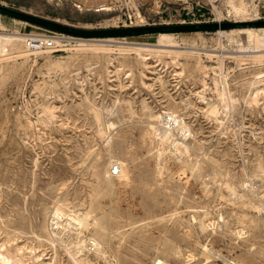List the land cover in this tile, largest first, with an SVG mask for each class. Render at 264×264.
<instances>
[{
  "label": "rangeland",
  "instance_id": "1",
  "mask_svg": "<svg viewBox=\"0 0 264 264\" xmlns=\"http://www.w3.org/2000/svg\"><path fill=\"white\" fill-rule=\"evenodd\" d=\"M101 1L103 2L99 5L95 3L93 6H87L83 0H0V5L80 29H112L264 20V0ZM237 4L240 5L238 8ZM14 23L18 26H15L16 24ZM252 29L256 30L257 33L264 32L263 28ZM0 31L9 34L19 32L21 34L46 35L55 38L60 44L58 50H45L36 54L30 52L26 48L25 39H21L18 44L20 46L19 50H28L26 51L28 55L16 56V54H9L3 60H0V217L4 220L5 225L18 228V233H15L14 229L10 228L9 230L8 228L9 232L12 230L10 232L12 234L10 235L9 244L6 246V248L11 249H14V246L20 247L18 250L20 254H18L17 259L28 264H39L40 262V264L43 262V264H46L51 258L54 259L53 264H75L70 261L68 254L64 252L66 241L67 243L76 242L74 236H67L68 232L65 233L60 227L61 230L59 229L56 237L61 239L56 241L55 249H52L50 242L46 239L47 231H45L44 227L48 225L50 211L57 202L69 203L76 210L83 211L89 202L87 199L90 200V192L92 193L98 182L95 175L96 172L101 170L103 163L108 162L107 160H111L109 168L112 166L118 167V161L121 159L131 171L130 186H125L123 184L124 180L119 179L118 175L114 176V187L112 190L108 194L102 190L95 203V205L100 207L98 219L101 220L103 217L101 221L111 231L109 247L106 246L110 255L114 253L119 255L121 260H125L124 262L121 261L123 264H154L155 259L164 260L168 264H192V262L193 264H229L223 257L230 260L235 259V261L242 264H264V257H262L264 256V45H260L256 38H250L248 32L244 29H230L215 32L151 33L121 38L89 39L84 44L94 47L86 46L88 48H83L81 51L77 47L80 39L74 37L66 39L64 38L65 35L1 14ZM162 34H170V41H163L165 37ZM95 47L96 49H93ZM255 47L259 48L255 49ZM93 56L95 57L93 58ZM142 58L145 59L143 60ZM63 62L66 66L63 65ZM254 83L256 84L254 85ZM172 102L176 107L171 104ZM126 106H128V109ZM119 107L124 109L121 110ZM148 107L150 110H148ZM172 107L187 127L188 133L185 138L182 135L184 134L183 132H178L176 125L169 126L170 129L172 128L170 136L172 138L168 141V143L170 142L167 145L169 148L165 147L167 152H163L159 150V146L150 145L149 140H145L146 143H144L142 136L153 125L158 127L156 133L159 134H162L163 129H169L168 123H166L168 117L164 119L165 121L156 124L150 116L154 113H156L154 115L169 113L173 111ZM211 107L214 108L211 109ZM104 109H108L107 113ZM119 110L121 111L119 112ZM114 113L118 114L114 116ZM96 114L99 117L102 116V118L104 116V119L101 118V125L95 120ZM122 118L124 119L122 120ZM92 119L96 122H93ZM109 122L115 124L112 125L113 128L111 127V130L114 129V131H107L108 134L110 133L109 136L107 134L109 137L107 138L99 130L104 131L105 126L107 128ZM139 124L140 126H138ZM110 139L109 146L108 140ZM172 142L173 144L180 142V145L182 143L184 145L182 147L183 150L176 151ZM145 145L149 146L146 147ZM119 146L127 147L132 154V159L125 156L126 154L118 149ZM86 147L89 148L86 149ZM111 147L114 153L109 155L108 152ZM152 147L156 148L155 151L152 150ZM192 150L194 153L197 152L193 154ZM175 152H179V154ZM157 156L160 158L163 170H165H162L160 180L157 179L155 182H150V176L153 174L152 171L156 163L154 160H157ZM175 156H177L176 159ZM186 157L191 161L190 163L186 160ZM112 159L116 160V162H112ZM196 159L197 161H195ZM192 160L194 161L192 162ZM181 162L184 163L182 164ZM256 164L260 165L262 169L260 168L261 170L259 169L258 171ZM143 166L144 168H141ZM248 169L252 171L249 172ZM198 171L200 172L198 173ZM136 176L138 180L135 179ZM132 178L135 180H132ZM116 184H119L117 188ZM231 184L233 188L235 187L234 189ZM146 188L151 189V196L149 197L145 193ZM242 188L247 190L244 191ZM243 191L247 195L242 200L240 196ZM171 192L174 194L170 195L172 194ZM60 193L62 194L59 195ZM152 196L157 197V200H153ZM223 196L224 198H222ZM123 197L126 198L124 199ZM250 197L253 201L250 200ZM48 199L49 201H47ZM110 200H112V203ZM169 200L170 202H168ZM178 201L180 202L178 203ZM241 202L244 207H242ZM152 203L155 207H152ZM117 204L118 207H115ZM251 204L257 207V210L256 208L253 209ZM261 205L262 207H260ZM10 209L14 210L11 211ZM109 209L111 210L109 211ZM258 211L259 213H257ZM179 212L181 213L177 215ZM195 212H199V214L194 215ZM21 213L23 214L21 215ZM129 213L131 214L129 215ZM101 214H105V216ZM244 214L247 217L250 215L251 219L259 223L257 238L254 239L257 245L255 252H260L257 253L259 254L258 256L253 255L252 257V254L246 251V244L236 238L231 232V230L233 231L240 226L237 223L234 224L232 222L233 219ZM222 216L226 220L231 221V230L227 229L228 231H226L224 227H220L222 225L220 217ZM168 217L171 220L174 218L173 222L171 220L168 221ZM187 219L189 220L187 221ZM204 221L206 224L215 223V229L202 230L199 226ZM45 222L46 225L44 224ZM112 222L113 224H111ZM156 222L158 224L155 225ZM186 222H189V224ZM16 223L17 225H14ZM185 223L191 228H188ZM35 226H39V228ZM54 228L56 227L54 226ZM48 229L51 231L50 227ZM0 231L1 244L4 243L5 233L3 230ZM83 234L89 236L91 233L85 231ZM258 234L261 235L259 236ZM232 235L233 238L231 240L229 238ZM178 236L180 237L178 238ZM142 238L144 241L141 240ZM148 239L150 240L147 241ZM136 240L138 241L136 242ZM46 241L48 242L46 243ZM167 241L172 242L171 245H166L168 247L165 246L168 243ZM193 244L195 245L193 246ZM163 247L166 248L164 249ZM204 247L211 252L206 253ZM220 249L222 250L221 252ZM238 255L240 257L244 256L240 258ZM90 256L93 264H108L107 260L102 258L103 256L94 258L95 254L91 252ZM241 259H244V261Z\"/></svg>",
  "mask_w": 264,
  "mask_h": 264
},
{
  "label": "bare ground",
  "instance_id": "2",
  "mask_svg": "<svg viewBox=\"0 0 264 264\" xmlns=\"http://www.w3.org/2000/svg\"><path fill=\"white\" fill-rule=\"evenodd\" d=\"M84 2H86V4H87V6H93L95 3H96V5L98 4H101L103 1H101L100 0V2H98L97 0H83ZM232 2V1H231ZM243 2V1H242ZM235 4V3H234ZM236 5V4H235ZM238 6H240V5H238L237 4V8H238ZM243 7V6H242ZM245 7V6H244ZM246 8H248V7H246ZM245 9V8H244ZM234 10V9H233ZM244 11V10H243ZM245 11H246V9H245ZM240 14V13H239ZM242 15V14H241ZM264 29V28H263ZM238 30V29H237ZM245 31H247L248 32V34H249V37L250 38H256V40H257V42L260 44V45H264V32L263 33H257L256 32V30H254V29H252V28H248V29H244ZM258 30V29H257ZM261 30V29H260ZM233 31V30H232ZM241 32V31H240ZM239 33V32H238ZM59 34V33H58ZM32 35H36V34H32ZM63 35V34H62ZM170 34H162V36L163 37H165V39L163 40V41H170V36H169ZM43 36H46V35H43ZM71 36H64V38H66V39H72V38H70ZM26 38V35L25 34H21V33H19V32H16V33H12V34H9V33H2L1 31H0V60L2 59H4V57H6V56H8L9 54H16V56H18V55H24V56H27L28 54H27V52L26 51H28V50H26V51H20L19 49V41L21 40V39H25ZM76 39H80L78 42H80L78 45H77V47H79V50H83V48H88V47H94V46H88L87 44H84L85 42H87V41H89V39L87 40V39H81V38H76ZM90 40H93V39H90ZM236 40V39H235ZM251 40V39H250ZM77 41V40H76ZM232 41V40H231ZM97 42V41H96ZM236 42H237V40H236ZM253 42H254V40H253ZM239 43V42H238ZM237 43V44H238ZM21 44V43H20ZM236 44V43H235ZM21 45H23V44H21ZM60 45V44H59ZM92 45H93V43H92ZM95 45V44H94ZM100 45V44H99ZM86 46H88V47H86ZM240 47V46H239ZM27 48V47H26ZM244 48V47H243ZM259 48V47H258ZM257 47H255V49H258ZM78 49V48H77ZM93 49H96V47L95 48H93ZM241 49V48H240ZM261 49V48H260ZM81 50V51H82ZM102 50V49H101ZM100 50V51H101ZM104 50V49H103ZM106 50V49H105ZM264 50V49H263ZM11 52V53H10ZM37 53H41V52H37ZM36 53V54H37ZM78 53V52H77ZM77 53H76V55H77ZM83 53V52H82ZM256 53V52H255ZM84 55H85V53H83ZM86 54H87V52H86ZM73 55V54H72ZM80 55V54H79ZM141 55H142V53H141ZM83 56V55H82ZM92 56V55H91ZM109 56V55H108ZM258 56V55H257ZM13 57V56H12ZM95 56H93V58H94ZM139 57V56H138ZM145 57V56H144ZM262 57V56H261ZM8 58V57H7ZM22 58V57H21ZM74 58H75V55H74ZM141 58V57H140ZM146 58V57H145ZM144 58V59H145ZM92 59V58H91ZM95 59H97V58H95ZM100 59H101V57H100ZM143 59V58H142ZM143 59V60H144ZM258 59V58H257ZM70 60V59H69ZM68 60V61H69ZM104 60V59H103ZM112 60V59H111ZM138 60V59H137ZM6 61V60H5ZM46 61V60H45ZM48 61V60H47ZM49 62V61H48ZM57 62H59V61H57ZM111 62V61H110ZM146 62V61H145ZM144 62V63H145ZM70 63V62H69ZM102 63V62H101ZM135 63V62H134ZM56 64V63H55ZM73 64V63H72ZM107 64V63H106ZM147 64V63H146ZM13 65V64H12ZM63 65H65L64 64V62H63ZM141 65V64H140ZM144 65V64H143ZM142 65V66H143ZM15 66V65H14ZM57 66V65H56ZM60 66V65H59ZM66 66V65H65ZM139 66V65H138ZM68 67H69V65H68ZM71 67V66H70ZM144 67V66H143ZM15 68V67H14ZM2 69V68H1ZM138 69V68H137ZM198 69V68H197ZM6 70H8V69H6ZM12 70V69H11ZM199 70V69H198ZM1 71V70H0ZM10 72H12V71H10ZM10 72H8V73H10ZM142 72V71H141ZM5 73V72H4ZM16 73V72H15ZM18 73V72H17ZM143 73H144V70H143ZM4 76V75H3ZM5 76H6V74H5ZM4 76V77H5ZM2 77V76H1ZM79 79V78H78ZM143 79V78H142ZM257 79V78H256ZM261 79H262V77H261ZM72 80V79H71ZM158 80V79H157ZM165 80V79H164ZM163 80V81H164ZM162 81V82H163ZM259 81V80H258ZM157 82H159V81H157ZM160 83V82H159ZM145 84V83H144ZM256 83H254V85H255ZM258 84V83H257ZM146 85V84H145ZM161 87V86H160ZM165 87V86H164ZM162 88V87H161ZM83 92V91H82ZM169 95V94H168ZM169 97H170V95H169ZM171 98H172V96H171ZM82 99V98H81ZM83 102H85V101H83ZM82 104V103H81ZM90 104V103H89ZM129 104V103H128ZM171 104H173V106H175L174 105V103L172 102ZM118 105H120V104H118ZM146 105V104H145ZM170 105V104H169ZM86 106V105H85ZM93 106V105H92ZM96 106V105H95ZM130 106V105H129ZM142 106H144L143 104H142ZM80 107V106H79ZM87 107V106H86ZM97 107V106H96ZM114 107V106H113ZM127 107V109H128V106H126ZM146 107V106H145ZM171 107V106H170ZM176 107V106H175ZM109 108V107H108ZM120 109H121V107H119ZM118 108V109H119ZM149 108V107H148ZM147 108V109H148ZM152 108V107H151ZM169 108V107H168ZM173 108V107H172ZM214 108V107H213ZM212 107H211V109H213ZM86 109V108H85ZM88 109V108H87ZM93 109V108H92ZM115 109V108H114ZM124 109V108H123ZM123 109H121V110H123ZM97 110V109H96ZM100 110V109H99ZM101 110H103V108H101ZM104 110H106V109H104ZM108 110V109H107ZM107 110H106V113H107ZM121 110H119V112L121 111ZM132 110V109H131ZM148 110H150V108L148 109ZM179 110V109H178ZM112 111V110H111ZM135 111V110H134ZM133 111V112H134ZM145 111V110H144ZM170 111V110H169ZM86 112H87V110H86ZM103 112V111H102ZM108 112H110V111H108ZM114 112V111H113ZM117 112V111H116ZM124 112V111H123ZM147 112V111H146ZM177 112V111H176ZM217 112V111H216ZM51 113V112H50ZM99 113V112H98ZM106 113H105V116H106ZM111 113V112H110ZM130 113V112H129ZM143 113V112H142ZM148 113H149V111H148ZM89 114V113H88ZM102 114V113H101ZM100 114V115H101ZM115 114L116 113H114V116H115ZM118 114V113H117ZM116 114V115H117ZM128 114V113H127ZM133 114V113H132ZM132 114H131V116H132ZM137 114V113H136ZM141 114V113H140ZM144 114H145V112H144ZM154 114H156V113H154ZM154 114H152V116H150V118L151 119H153L154 120V122L156 123V124H158V123H160L161 121L163 122V121H165L164 119H166L167 117H168V120L166 121V123H168V128H169V126L170 127H172V126H177V129H178V132L179 131H181V132H183L184 134H182V135H184V137L186 138V134L188 133V129H187V127L183 124V121H182V119L180 118V116H178L177 115V113H175L174 112V108H173V111H171V112H169V113H165V114H161V115H154ZM90 115V114H89ZM120 115V114H119ZM146 115V114H145ZM52 116V115H51ZM94 116V115H93ZM109 116V115H108ZM107 116V117H108ZM113 116V117H114ZM128 116V115H127ZM135 116V118H137V116L136 115H134ZM133 116V117H134ZM117 118H118V116H116ZM115 117V118H116ZM120 117V116H119ZM122 117H123V114H122ZM130 117V116H129ZM143 117V116H142ZM101 118H102V116L101 117H99V115L98 114H96V121H97V123L99 124V125H101L100 123H101ZM132 118V117H131ZM130 118V119H131ZM146 118V117H145ZM102 119H104V116H103V118ZM120 119H121V117H120ZM124 118H122V120H123ZM134 119V118H133ZM144 119V118H143ZM148 119V118H147ZM93 120V119H92ZM117 120V119H116ZM146 120V119H145ZM50 121V120H49ZM96 121H94L93 120V122H96ZM131 121V120H130ZM130 121H128V122H130ZM139 121V120H138ZM92 122V121H91ZM105 122H106V119H105ZM117 123H118V121H116ZM127 122V123H128ZM148 122V121H147ZM103 123V122H102ZM123 123V122H122ZM121 123V124H122ZM149 123V122H148ZM186 123V122H185ZM94 124V123H93ZM105 124V123H104ZM115 124V123H114ZM114 124H112L111 122H109V124L107 125V128H106V126H105V129H104V131H102V130H99L100 132H101V134H103V136L104 137H106L107 136V134H108V132L107 131H109V130H111V127H112V125H114ZM118 124H120V123H118ZM135 124V123H134ZM151 124V123H150ZM122 125H124V124H122ZM162 125V124H161ZM187 125V124H186ZM103 126V125H102ZM138 126H140V124L138 125ZM163 126V125H162ZM189 126V125H188ZM94 127V126H93ZM119 127V126H118ZM96 128V127H95ZM113 128V127H112ZM125 128V127H124ZM131 128V127H130ZM143 128V127H142ZM145 128V127H144ZM157 126H151V127H149V129H148V127H147V131L146 132H144V136H142V138H143V141H144V143H146V141L147 140H149V143H150V145H157V146H159L160 148H159V150L160 151H165V147H167V145H169V143H168V141H169V139L170 138H172V137H170L171 136V130H172V128L170 129H163V132H161L162 134H159V133H156V130H157ZM116 129V128H115ZM123 129V128H122ZM124 130V129H123ZM98 131V130H97ZM111 131H114V129L113 130H111ZM111 131H109V132H111ZM122 131V130H121ZM136 131V130H135ZM128 132V131H127ZM113 133V132H112ZM131 134H132V132H130ZM176 133V132H175ZM190 133H191V131H190ZM110 134V133H109ZM109 134H108V136H109ZM119 135V134H118ZM180 135V134H179ZM191 135V134H190ZM107 136V138H109ZM121 137V136H120ZM125 137V136H124ZM129 137V136H128ZM194 137V136H193ZM133 138V137H132ZM177 138H178V136H177ZM191 138H192V136H191ZM105 139V138H104ZM127 139V138H126ZM125 139V140H126ZM130 139V138H129ZM146 140V141H145ZM185 140V139H184ZM99 141V140H98ZM110 141H111V139L110 140H108V145L110 146ZM132 141V140H131ZM120 142L122 143V141L120 140ZM126 142V141H125ZM128 142H129V140H128ZM96 143V142H95ZM103 143H105V142H103ZM132 143H134V142H132ZM180 143V142H179ZM179 143H174L173 144V142H172V144L174 145V147H175V150L176 151H181V150H183L182 149V147L184 146V145H182V143H181V145L179 144ZM123 144H124V142H123ZM102 145V144H101ZM90 146H91V144H90ZM98 146V145H97ZM124 146V145H123ZM123 146H119L118 147V149L122 152V153H125L126 155L125 156H128V157H130L131 158V156H132V154L130 153V151L127 149V147H123ZM146 146V145H145ZM149 146V145H148ZM148 146H146V147H148ZM99 147V146H98ZM132 147V146H131ZM173 147V146H172ZM188 147V146H187ZM190 147H191V145H190ZM89 148V147H88ZM87 147H86V149H88ZM102 148V147H101ZM104 148V147H103ZM106 148H108V147H106ZM135 148V147H134ZM167 148H169V147H167ZM197 148H198V146H197ZM196 148V149H197ZM85 149V148H84ZM99 149V148H98ZM113 148L111 147L110 148V151L108 152L109 153V155H112L114 152H113V150H112ZM145 149V148H144ZM156 149V148H155ZM155 149L152 147V150L153 151H155ZM82 150V149H81ZM101 150V149H100ZM106 150V149H105ZM147 150V149H146ZM146 150H145V152H146ZM168 150V149H167ZM173 150V149H172ZM188 150V149H187ZM186 150V151H187ZM193 151V150H192ZM196 151V150H195ZM82 152V151H81ZM81 152H80V154H81ZM87 152H88V150H87ZM86 152V153H87ZM96 152V151H95ZM119 152V151H118ZM133 152V151H132ZM165 152H167V151H165ZM188 152V151H187ZM197 152V151H196ZM195 152V153H196ZM134 153H135V151H134ZM150 153V152H149ZM157 153V152H156ZM172 154H173V152H171ZM176 153V152H175ZM189 153H190V151H189ZM194 153V151H193V154H195ZM95 154V153H94ZM152 154V153H151ZM157 154H161V153H157ZM172 154H170V155H172ZM176 154H179V152H177ZM199 154V153H198ZM84 155V154H83ZM83 155H82V158H83ZM86 155V154H85ZM106 155H107V153H106ZM119 155V154H118ZM137 155V154H136ZM146 155H148V154H146ZM145 155V156H146ZM183 155V154H182ZM190 155V154H189ZM207 155V154H206ZM93 156V155H92ZM116 156V155H115ZM124 156V157H125ZM174 156V155H173ZM181 156V155H180ZM194 156V155H193ZM259 156V155H258ZM96 157V156H95ZM109 157V156H108ZM117 157V156H116ZM119 157V156H118ZM128 157H127V159H128ZM135 157V156H134ZM137 157V156H136ZM160 157H161V155H160ZM165 157V156H164ZM176 157L177 156H175V159H176ZM190 157V156H189ZM192 157V156H191ZM92 158V157H91ZM90 158V159H91ZM113 159H114V157H112ZM143 158V157H142ZM188 157H186V160H188L187 159ZM194 158H197V157H194ZM204 158H206V157H204ZM106 159V158H105ZM109 159V158H108ZM112 159V160H113ZM116 159V158H115ZM132 159V158H131ZM138 159V158H137ZM150 159V158H149ZM172 159V158H171ZM178 159V158H177ZM190 159V158H189ZM208 159V158H207ZM255 159V158H254ZM82 160V159H81ZM85 160V159H84ZM88 160V159H87ZM124 160V159H123ZM173 160V159H172ZM209 160V159H208ZM108 162H105V163H103L104 165H103V167L101 168V170L99 171V172H96V176H97V180H98V182L96 183L95 181V183H96V187H94L93 188V191H92V193L90 192V200L89 199H87L89 202H88V204H87V207L86 208H84V210L83 211H80V210H76L75 209V207L74 206H72L71 204H69V203H66V202H64V203H59V202H57L55 205H54V207L52 208L51 206V208H52V210L50 211V215L48 216L49 218H48V225H46V222L44 223L45 225H46V227H44V229H45V231H47V238L46 239H48V241L50 242V244H51V247H52V249H55V247H56V245H55V243H56V241H58V240H60V239H58L59 237H56L57 236V232L59 231V229H60V227H61V229L63 230V231H65V233L66 232H68V235L67 236H69V235H71V236H74V238L76 239V242L75 243H67V241H66V243L64 244V249H65V251L64 252H66L67 254H68V256H69V259H71L70 261H73L75 264H93V260H92V257L90 256V252L91 253H94L95 254V257L94 258H96V257H101V256H103L102 258H105V260H107V262H108V264H123L121 261H123V260H121V257L119 256V255H117V254H112V255H110V253H108V250L106 249V246L107 247H109L108 246V244L110 243V234H111V231L109 230V228L106 226V224L104 225V223H103V221H101L102 220V218H101V220L100 219H98V212H99V210H100V207L98 206V205H95V203H96V198H98V196L100 195V193H101V191L102 190H104V191H106L107 192V194H108V192H110L111 190H112V188L114 187V179H113V177L115 176V175H113V173H112V170L114 169V166H112L111 168H109V163H110V161L109 160H107ZM127 161V160H126ZM131 161V160H130ZM149 161V160H148ZM147 161V162H148ZM153 161V160H152ZM151 161V162H152ZM154 161H156V163H155V165H154V170L152 171L153 172V174H152V176H150V179H151V181L150 182H155L157 179H159L160 180V176L162 175V170H163V167H162V163H161V161H160V158H158V156H157V160H154ZM170 161V160H169ZM176 161V160H175ZM174 161V162H175ZM181 161H183L182 159H181ZM189 161V160H188ZM194 160H192V162H193ZM195 161H197V159L195 160ZM213 161V160H212ZM85 162H86V160H85ZM88 162V161H87ZM104 162V161H103ZM112 162H116V160L114 161H112ZM168 162V161H167ZM191 161H189V163H190ZM202 162H203V160H202ZM205 162V161H204ZM209 162V161H208ZM259 162H260V160H259ZM81 163V162H80ZM131 163V162H130ZM166 163V162H165ZM182 163V162H181ZM184 163V162H183ZM182 163V164H183ZM211 163V162H210ZM209 163V164H210ZM262 163V162H261ZM264 163V162H263ZM89 164V163H88ZM95 164V163H94ZM144 164V163H143ZM177 164V163H176ZM208 164V163H207ZM206 164V165H207ZM214 164V163H213ZM260 164V163H259ZM81 165V164H80ZM118 176H119V179L121 178L122 180H124V183H123V181H121V183H123L125 186H130V184H131V178H130V176H131V174H130V170H129V168L127 167V165H126V163H124L123 161H121V159L118 161ZM171 165H172V163H171ZM191 165V164H190ZM203 165V164H202ZM212 165V164H211ZM216 165V164H215ZM257 165V164H256ZM262 165V164H261ZM93 166V165H92ZM136 166H137V164H136ZM141 166V165H140ZM139 166V167H140ZM149 166V165H148ZM147 166V167H148ZM179 166H181V165H179ZM197 166H199L198 164H197ZM251 166H253V165H251ZM258 166V165H257ZM78 167H79V165H78ZM84 167V166H83ZM134 167V166H133ZM146 167V166H145ZM150 167V166H149ZM171 167V166H170ZM182 167V166H181ZM181 167H180V169H181ZM192 167L194 168V166L192 165ZM214 167V166H213ZM88 168V167H87ZM91 168V167H90ZM138 168V167H137ZM141 168H144V166L143 167H141ZM152 168V169H153ZM166 168V167H165ZM192 168V169H193ZM198 168V167H197ZM200 168H201V166H200ZM206 168V167H205ZM217 168V167H216ZM255 168V167H254ZM258 168V171H259V169L261 168L260 167V165L257 167ZM82 169V168H81ZM95 169V168H94ZM100 169V168H99ZM191 169V170H192ZM195 169V168H194ZM203 169V168H202ZM202 169H201V171H202ZM214 169V168H213ZM218 169H219V167H218ZM262 169V168H261ZM260 169V170H261ZM92 170V169H91ZM96 171H97V169H95ZM134 170V169H133ZM165 170V169H164ZM163 170V171H164ZM167 170V169H166ZM215 170V169H214ZM213 170V171H214ZM220 170V169H219ZM249 170V169H248ZM254 170V169H253ZM255 170H256V168H255ZM254 170V172H256ZM264 170V169H263ZM82 171V170H81ZM137 171V170H136ZM141 171V170H140ZM170 171V170H169ZM221 171H222V169H221ZM246 171V170H245ZM250 171H252V170H249V172ZM77 172V171H76ZM133 172V171H132ZM166 172V171H165ZM195 172H196V170H195ZM194 172V173H195ZM200 171H198V173H199ZM216 172V171H215ZM244 172V171H243ZM253 172V173H254ZM134 173V172H133ZM141 173V172H140ZM143 173V172H142ZM145 173V172H144ZM150 173V172H149ZM171 173V172H170ZM193 173V172H192ZM192 173H191V175H192ZM205 173V172H204ZM208 173V172H207ZM211 173H213V172H211ZM211 173H209V174H211ZM258 173V172H257ZM260 173H261V171H260ZM264 173V172H263ZM89 174V173H88ZM163 174H164V172H163ZM173 174V173H172ZM185 174V173H184ZM202 174V173H201ZM216 174V173H215ZM228 174V173H227ZM248 174V173H247ZM250 174V173H249ZM255 174V173H254ZM90 175H91V173H90ZM137 175V174H136ZM145 175V174H144ZM167 175V174H166ZM169 175V174H168ZM194 175V174H193ZM199 175V174H198ZM214 175V174H213ZM253 175V174H252ZM262 175V174H261ZM260 175V176H261ZM117 176V175H116ZM143 176V175H142ZM165 176V175H164ZM171 176V175H170ZM180 176V175H179ZM195 176V175H194ZM193 176V177H194ZM200 176H202V175H200ZM208 176V175H207ZM206 176V177H207ZM219 176V175H218ZM259 176V177H260ZM91 177V176H90ZM140 177V176H139ZM166 177V176H165ZM193 177H192V179H193ZM196 177V176H195ZM198 177V176H197ZM208 177H210V176H208ZM229 177V176H228ZM227 177V178H228ZM239 177V176H238ZM253 177V176H252ZM257 177V176H256ZM261 177H263V176H261ZM77 178V177H76ZM82 178V177H81ZM88 178V177H87ZM95 178V177H94ZM148 178V177H147ZM180 178V177H179ZM183 178V177H182ZM187 178V177H186ZM199 178V177H198ZM201 178V177H200ZM213 178H216V177H213ZM237 178V177H236ZM33 179V178H32ZM73 179V178H72ZM85 179V178H84ZM136 180H138L137 179V176H136V178H135ZM135 179H133L132 178V180H135ZM141 179V178H140ZM139 179V180H140ZM143 179V178H142ZM169 179V178H168ZM174 179V178H173ZM205 179V178H204ZM224 179V178H223ZM235 179V178H234ZM250 179V178H249ZM253 179V178H252ZM258 179V178H257ZM260 179V178H259ZM165 180H167V179H165ZM165 180H164V182H165ZM214 180V179H213ZM213 180H211V181H213ZM231 180V179H230ZM240 180V179H239ZM256 180V179H255ZM261 180H262V178H261ZM70 181V180H69ZM80 181V180H79ZM82 181V180H81ZM86 181V180H85ZM93 181V180H92ZM141 181V180H140ZM146 181V180H145ZM194 181H195V178H194ZM220 181V180H219ZM222 181V180H221ZM231 181H233V180H231ZM246 181V180H245ZM264 181V180H263ZM133 182V181H132ZM134 182H136V181H134ZM138 182V181H137ZM167 182V181H166ZM178 182V181H177ZM198 182V181H197ZM240 182V181H239ZM251 182V181H250ZM252 182H253V180H252ZM70 183V182H69ZM183 183V182H182ZM186 183V182H185ZM210 183V182H209ZM216 183V182H215ZM222 183V182H221ZM64 184V183H63ZM65 184H66V182H65ZM72 184V183H71ZM75 184V183H74ZM143 184V183H142ZM145 184V183H144ZM150 184V183H149ZM157 184V183H156ZM168 184V183H167ZM176 184V183H175ZM180 184V183H179ZM190 184V183H189ZM218 184V183H217ZM227 184H228V182H227ZM236 184V183H235ZM248 184V183H247ZM257 184H259V183H257ZM10 185V184H9ZM117 185H119V184H116V188H117ZM146 185V184H145ZM240 185V184H239ZM244 185H246V184H244ZM243 185V186H244ZM249 185V184H248ZM59 186V185H58ZM57 186V188H58V191H59V187ZM137 186V185H136ZM152 186V185H151ZM165 186V185H164ZM189 186V185H188ZM207 186V185H206ZM214 186H215V184H214ZM213 186V187H214ZM227 186V185H226ZM233 186H234V184H233ZM236 186V185H235ZM242 186V187H243ZM260 186V185H259ZM264 186V185H263ZM11 187V186H10ZM65 187V186H64ZM73 187V186H72ZM76 187H77V185H76ZM138 187H139V185H138ZM137 187V188H138ZM148 187V186H147ZM155 187V186H154ZM163 187V186H162ZM171 187V186H170ZM231 187H232V184H231ZM251 187V186H250ZM81 188V187H80ZM128 188V187H127ZM166 188V187H165ZM165 188H163V189H165ZM176 188H177V186H176ZM175 188V189H176ZM188 188V187H187ZM206 188H208V187H206ZM205 188V189H206ZM216 188H218V187H216ZM228 188V187H227ZM233 188V187H232ZM235 188V187H234ZM233 188V189H234ZM264 188V187H263ZM71 189V188H70ZM136 189V188H135ZM139 189V188H138ZM147 189V188H146ZM159 189H161V188H159ZM190 189V188H189ZM236 189H237V187H236ZM243 189V188H242ZM241 189V190H242ZM260 189V188H259ZM18 190V189H17ZM62 190V189H61ZM72 190V189H71ZM87 190V189H86ZM116 190V189H115ZM128 190V189H127ZM134 190V189H133ZM150 190L151 189H147L146 191H145V193L147 194V196L149 197V196H151L150 195ZM154 190V189H153ZM167 190V189H166ZM165 190V191H166ZM244 191L245 190H247V189H243ZM248 190H249V188H248ZM258 190V189H257ZM45 191V190H44ZM73 191V190H72ZM71 191V192H72ZM143 191V190H142ZM158 191V190H157ZM162 191V190H161ZM169 191V190H168ZM167 191V192H168ZM172 191V190H171ZM175 191V190H174ZM173 191V192H174ZM227 191V190H226ZM236 191V190H235ZM234 191V192H235ZM244 191H243V193L241 194V198H242V200L244 199V197H246V193H244ZM48 192V191H47ZM119 192V191H118ZM137 192V191H136ZM154 193H157V192H155V191H153ZM179 192V191H178ZM178 192H177V194H178ZM191 192V191H190ZM208 192H209V190H208ZM231 192V191H230ZM263 192V191H262ZM10 193H11V191H10ZM21 193V192H20ZM73 193V192H72ZM121 193V192H120ZM166 193V192H165ZM172 193V192H171ZM183 193V192H182ZM209 193H211V192H209ZM228 193V192H227ZM252 193V192H251ZM261 193V192H260ZM22 194V193H21ZM62 193H60L59 195H61ZM115 194V193H114ZM132 194V193H131ZM135 194V193H134ZM140 194V193H139ZM167 194H170V193H167ZM174 193H172V194H170V195H173ZM208 194V193H207ZM218 194V193H217ZM237 194V193H236ZM84 195V194H83ZM119 195V194H118ZM124 195H125V193H124ZM128 195V194H127ZM158 195H160V194H158ZM179 195H180V192H179ZM182 195H185V194H182ZM187 195V194H186ZM219 195H221V194H219ZM223 195V194H222ZM234 195V194H233ZM255 195H256V192H255ZM254 195V196H255ZM63 196V195H62ZM134 196V195H133ZM145 196V195H144ZM162 196V195H161ZM166 196V195H165ZM216 196V195H215ZM214 196V197H215ZM54 197V196H53ZM81 197V196H80ZM146 197V196H145ZM167 197H170V196H167ZM182 197V196H181ZM185 197V196H184ZM187 197V196H186ZM189 197V196H188ZM219 197H221V196H219ZM218 197V198H219ZM238 197H239V195H238ZM6 198V197H5ZM49 198V197H48ZM55 198V197H54ZM114 198H116V197H114ZM117 198H118V196H117ZM124 198V197H123ZM126 198V197H125ZM124 198V199H125ZM129 198H131V197H129ZM152 198H153V200H157V197H155V196H152ZM166 198V197H165ZM222 198H224V196L222 197ZM237 198V197H236ZM256 198V197H255ZM51 199V198H50ZM110 199V198H109ZM118 199H120V198H118ZM128 199V198H127ZM147 199V198H146ZM169 199V198H168ZM185 199V198H184ZM191 199H193V198H191ZM190 199V200H191ZM209 199V198H208ZM258 199H259V197H258ZM24 200H25V198H24ZM55 200V199H54ZM57 200H58V198H57ZM60 200V199H59ZM123 200V199H122ZM135 200V199H134ZM134 200H132V201H134ZM140 200V199H139ZM171 200V199H170ZM170 200L168 201V202H170ZM177 200V199H176ZM240 200V199H239ZM250 200H252L251 199V197H250ZM47 201H49V199L47 200ZM61 201V200H60ZM106 201V200H105ZM112 200H110V202H111ZM145 201H147V200H145ZM144 201V202H145ZM160 201V200H159ZM182 201V200H181ZM183 201H185V200H183ZM223 201V200H222ZM253 201V200H252ZM262 201V200H261ZM7 202V201H6ZM51 202V201H50ZM86 202V201H85ZM180 201H178V203H179ZM191 202V201H190ZM246 202V201H245ZM10 203V202H9ZM48 203V202H47ZM112 203V202H111ZM115 203V202H114ZM118 203V202H117ZM128 203V202H127ZM147 203V202H146ZM145 203V204H146ZM184 203V202H183ZM183 203H181V204H183ZM189 203V202H188ZM188 203H186V204H188ZM226 203V202H225ZM232 203V202H231ZM247 203V202H246ZM86 204V203H85ZM171 204V203H170ZM185 204V203H184ZM183 204V205H184ZM228 204H230V203H228ZM236 204V203H235ZM84 205V204H83ZM102 205V204H101ZM105 205V204H104ZM143 205V204H142ZM141 205V206H142ZM149 205V204H148ZM160 205V204H159ZM166 205V204H165ZM164 205V206H165ZM197 205V204H196ZM232 205H233V203H232ZM241 205H243L242 207H244V204H242V202H241ZM240 205V206H241ZM252 205V204H251ZM263 205V204H262ZM262 205L260 206V207H262ZM11 206V205H10ZM13 206V205H12ZM26 206H27V204H26ZM139 206V205H138ZM150 206V205H149ZM155 207V205H153V203H152V207ZM175 206H177V205H175ZM187 208H188V206L187 205H185ZM193 206V205H192ZM247 206V205H246ZM253 206V205H252ZM9 207V206H8ZM115 207H118V204H117V206L115 205ZM114 207V208H115ZM120 207V206H119ZM145 208H146V206H144ZM143 207V208H144ZM148 207V206H147ZM151 207V206H150ZM149 207V208H150ZM158 207V206H157ZM160 207V206H159ZM162 207V206H161ZM167 207H169L168 205H167ZM174 207V206H173ZM191 207V206H190ZM195 207V206H194ZM233 207V206H232ZM232 207H231V210H232ZM251 207V206H250ZM10 208V207H9ZM107 208V207H106ZM109 208V207H108ZM112 208V207H111ZM130 208H131V205H130ZM134 208V207H133ZM172 208V207H171ZM192 208V207H191ZM238 208V207H237ZM254 208H256V210H257V207H254L253 206V209ZM15 209V208H14ZM14 209H10L11 211H13ZM16 209H18V208H16ZM45 209V208H44ZM103 209H104V207H103ZM127 209V208H126ZM129 209V208H128ZM151 209V208H150ZM161 209V208H160ZM167 209V208H166ZM176 209V208H175ZM179 209V208H178ZM200 209H201V207H200ZM236 209V208H235ZM239 209V208H238ZM248 209H249V207H248ZM259 209V208H258ZM27 210V209H26ZM25 210V211H26ZM42 210V209H41ZM40 210V211H41ZM105 210V209H104ZM111 209H109V211H110ZM117 210V209H116ZM135 210V209H134ZM144 210V209H143ZM148 210V209H147ZM153 210V209H152ZM180 210H181V208H180ZM210 210V209H209ZM240 210H241V208H240ZM247 210V209H246ZM251 210V209H250ZM262 210H263V208H262ZM24 211V212H25ZM130 211V210H129ZM151 211V210H150ZM160 211V210H159ZM177 211V210H176ZM23 212V213H24ZM27 212V211H26ZM105 212H106V210H105ZM121 212H122V210H121ZM149 212V211H148ZM164 212V211H163ZM170 212H172V211H170ZM182 212V211H181ZM181 212H179V213H177V215L178 214H180ZM212 212V211H211ZM216 212V211H215ZM229 212V211H228ZM1 213V212H0ZM16 213V212H15ZM19 213H20V211H19ZM23 213H21V215L23 214ZM124 213H125V211H124ZM144 213V212H143ZM173 213H175L174 211H173ZM198 214H199V212H197ZM196 212L194 213V215H196L197 214ZM241 213V212H240ZM250 213V212H249ZM248 213V214H249ZM257 213H259V211L257 212ZM7 214V213H6ZM17 215H18V213H16ZM28 214V213H27ZM44 214V213H43ZM107 214V213H106ZM126 214V213H125ZM131 213H129V215H130ZM149 214V213H148ZM187 214V213H186ZM191 214V213H190ZM210 214V213H209ZM232 214V213H231ZM234 214V213H233ZM9 215H11V214H9ZM9 215H7V216H9ZM102 215V214H101ZM127 215V214H126ZM144 215L146 216V214L144 213ZM215 215V214H214ZM238 215H240V214H238ZM261 215V214H260ZM263 215H264V213H263ZM3 216V215H2ZM5 216V215H4ZM24 216H25V214H24ZM27 216V215H26ZM102 216H105V214L104 215H102ZM175 216H176V214H175ZM181 216V215H180ZM179 216V217H180ZM187 216H188V214H187ZM191 216V215H190ZM206 216V215H205ZM205 216H204V218H205ZM217 216V215H216ZM219 216V215H218ZM11 217V216H10ZM13 217V216H12ZM38 217H39V215H38ZM152 217V216H151ZM166 217V216H165ZM173 217V216H172ZM249 217H250V215H249ZM249 217H247L245 214L244 215H241V216H237L235 219H233V221L232 222H234V224L235 223H237V224H239L240 226L239 227H236L233 231L231 230V226H230V224H231V221L230 220H226L223 216L222 217H220L221 218V221H222V225L220 226V227H224L225 229H226V231H228V230H231V232L235 235V237L236 238H238V239H240L241 241H243V243L244 244H246V246H247V248H246V251L247 252H249L250 254H252V257H253V255L254 256H258L259 254H257L259 251H257V252H255V249H256V247H257V245H256V243H255V240L254 239H256L257 238V231H258V229H259V223H257L254 219H251V217H250V219H248ZM264 217V216H263ZM8 218V217H7ZM14 218V217H13ZM21 218H22V216H21ZM31 218V217H30ZM36 218V217H35ZM44 218V217H43ZM106 218H109V217H106ZM126 218V217H125ZM137 218V217H136ZM150 218V217H149ZM154 218V217H153ZM163 218V217H162ZM167 218V217H166ZM169 218V217H168ZM181 218V217H180ZM191 218V217H190ZM189 218V219H190ZM254 218H256L255 216H254ZM5 219V218H4ZM19 219H20V217H19ZM39 219V218H38ZM121 219V218H120ZM138 219H140V218H138ZM146 219V218H145ZM179 219V218H178ZM189 219H187V221L189 220ZM210 219H211V217H210ZM7 220V219H6ZM23 220V222H25L24 221V219H22ZM21 220V221H22ZM36 220V219H35ZM128 220H130L129 218H128ZM133 220V219H132ZM147 220V219H146ZM169 220H171V218H169L168 219V221ZM173 220H174V218H173ZM173 220H171L172 222H173ZM185 220V219H184ZM194 220V219H193ZM8 221V220H7ZM10 221H11V219H10ZM34 221V220H33ZM37 221V220H36ZM112 221H113V219H112ZM124 221V220H123ZM137 221V220H136ZM145 221V220H144ZM158 221V220H157ZM178 221V220H177ZM176 221V222H177ZM195 221V220H194ZM212 221V220H211ZM23 222H21V223H23ZM107 222V221H106ZM128 222V221H127ZM133 222V221H132ZM165 222H166V220H165ZM175 222V221H174ZM182 222V221H181ZM26 224H27V222H25ZM30 223V222H29ZM31 223H32V221H31ZM115 223V222H114ZM136 223V222H135ZM138 223H140V222H138ZM143 223V222H142ZM149 223V222H148ZM154 223V222H153ZM171 223V222H170ZM187 223V222H186ZM185 223V224H186ZM18 224H20V223H18ZM33 224V223H32ZM41 224H43V223H41ZM111 224H113V222L111 223ZM145 224V223H144ZM143 224V225H144ZM156 224H158V222H156L155 223V225ZM163 224V223H162ZM167 224V223H166ZM187 224H189V222L187 223ZM186 224V225H187ZM14 225H17V223L16 224H14ZM23 225V224H22ZM118 225V224H117ZM126 225V224H125ZM134 225V224H133ZM154 225V224H153ZM175 225V224H174ZM215 223H209V224H206L205 223V221L204 222H201L200 223V228L202 229V230H207L208 228H211V229H215ZM40 226V225H39ZM39 226L37 227V226H35V227H37V228H39ZM42 226V225H41ZM54 226L56 227V228H54ZM113 226V225H112ZM132 226V225H131ZM140 226V225H139ZM148 226V225H147ZM184 226V225H183ZM182 226V227H183ZM188 226V228L190 227L189 225H187ZM196 226V225H195ZM197 226H198V224H197ZM235 226V225H234ZM15 227V226H14ZM23 227H25V226H23ZM34 227V228H35ZM50 227V230L51 231H49V228ZM127 227V226H126ZM138 227V226H137ZM163 227H164V225H163ZM178 227H179V225H178ZM177 227V228H178ZM194 227V226H193ZM8 228H9V230H10V228H12V229H14V232L15 233H18V228H13L12 226H9V225H5V223H4V220L0 217V230H3L4 231V233H5V239H4V243H1L0 244V264H28V263H24V262H22L21 260H19V259H17V256H18V254H20L19 252H18V250H19V248L18 247H15L14 246V249H11V248H6V246L9 244V241L11 240L10 238V235L12 234H10V232H12V230L9 232L8 231ZM29 228V227H28ZM52 228V229H51ZM117 228V227H116ZM118 228H119V225H118ZM125 228V227H124ZM133 228V227H132ZM153 228V227H152ZM162 228V227H161ZM176 228V229H177ZM191 228V227H190ZM197 228V227H196ZM216 228H217V226H216ZM60 229V230H61ZM112 229H114L113 227H112ZM180 229V228H179ZM201 229H200V231H201ZM228 229V230H227ZM27 230V229H26ZM38 230H40V229H38ZM127 230V229H126ZM130 230V229H129ZM136 230V229H135ZM144 230V229H143ZM163 230V229H162ZM169 230H170V228H169ZM173 230H174V228H173ZM172 230V231H173ZM178 230V229H177ZM192 230V229H191ZM190 230V231H191ZM264 230V229H263ZM3 231H2V233H3ZM28 231V230H27ZM36 231H37V229H36ZM36 231H35V233H36ZM85 231H87V232H89V233H91L89 236H85L84 234H83V232H85ZM110 231V232H109ZM134 231V230H133ZM175 231V230H174ZM174 231H173V233H174ZM190 231H188L189 233H190ZM193 231V230H192ZM197 231V230H196ZM216 231V230H215ZM219 231V230H218ZM1 232V231H0ZM31 232V231H30ZM39 232V231H38ZM127 232V231H126ZM140 232V231H139ZM149 232V231H148ZM177 232H179V231H177ZM194 232V231H193ZM203 232V231H202ZM214 232V231H213ZM225 232V231H224ZM230 232V231H229ZM3 233V234H4ZM24 233V232H23ZM44 233V232H43ZM113 233V232H112ZM162 233H164L163 231H162ZM171 233V232H170ZM200 233V232H199ZM205 233V232H204ZM217 233V232H216ZM258 233H260V232H258ZM31 234H32V232H31ZM146 234V233H145ZM152 234H155V233H152ZM175 234V233H174ZM193 234V233H192ZM202 234V233H201ZM224 234H226V233H224ZM0 235H1V233H0ZM21 235V234H20ZM29 235V234H28ZM33 235V234H32ZM31 235V236H32ZM38 235V234H37ZM45 235V234H44ZM65 235V234H64ZM119 235V234H118ZM137 235V234H136ZM138 235H139V233H138ZM160 235V234H159ZM170 235H172V234H170ZM179 235V234H178ZM181 235V234H180ZM185 235V234H184ZM189 235V234H188ZM191 235V234H190ZM207 235V234H206ZM259 235V234H258ZM261 235V234H260ZM259 235V236H260ZM26 236V235H25ZM30 236V235H29ZM34 236H35V234H34ZM114 236H116V235H114ZM132 236V235H131ZM152 236V235H151ZM151 236H149V237H151ZM161 236V235H160ZM160 236H158V237H160ZM173 236V235H172ZM176 236H177V234H176ZM259 236H258V238H259ZM14 237H15V235H14ZM39 237H40V235H39ZM38 237V238H39ZM180 236H178V238H179ZM234 237V238H235ZM115 238V237H114ZM124 238V237H123ZM122 238V239H123ZM129 238V237H128ZM153 238H154V236H153ZM161 238V237H160ZM177 238V239H178ZM182 238H183V236H182ZM231 238H233V235H232V237H230L229 239H231ZM262 238V237H261ZM37 239V238H36ZM120 239H121V237H120ZM134 239V238H133ZM152 239V238H151ZM167 239V238H166ZM174 239V238H173ZM176 239V240H177ZM185 239V238H184ZM183 239V240H184ZM193 239H194V237H193ZM226 239V238H225ZM264 239V238H263ZM72 240V239H71ZM124 240V239H123ZM142 241H144L143 240V238L141 239ZM150 239H148L147 241H149ZM156 240V239H155ZM158 240V239H157ZM164 240V239H163ZM176 240H174V241H176ZM205 240V239H204ZM208 240V239H207ZM232 240V239H231ZM239 240V241H240ZM48 241H46V243L48 242ZM61 241H63V240H61ZM70 241V240H69ZM138 240H136V242H137ZM140 241V240H139ZM141 241V242H142ZM173 241V240H172ZM229 241V240H228ZM264 241V240H263ZM15 242H16V240H15ZM44 242V241H43ZM115 242H117V241H115ZM128 242V241H127ZM130 242V241H129ZM133 242V241H132ZM168 242V241H167ZM177 242H178V240H177ZM11 243V242H10ZM60 243V242H59ZM119 243V242H118ZM148 243V242H147ZM172 243V242H171ZM171 243H170V241L168 242V243H166L165 244V246L167 245V244H170L171 245ZM174 243V242H173ZM181 243V242H180ZM200 243V242H199ZM199 243H198V245H199ZM230 243V242H229ZM61 244V243H60ZM123 244V243H122ZM121 244V245H122ZM159 244V243H158ZM233 244V243H232ZM123 245H125V244H123ZM144 245V244H143ZM146 245V244H145ZM152 245V244H151ZM175 245H176V243H175ZM195 244H193V246H194ZM236 245V244H235ZM4 246H5V248H4ZM21 246V245H20ZM60 246V245H59ZM62 246V245H61ZM118 246V245H117ZM138 246H141V245H138ZM159 246V245H158ZM164 246V245H163ZM173 246V245H172ZM181 246H182V244H181ZM188 246V245H187ZM200 246V245H199ZM231 246V245H230ZM239 246V245H238ZM43 247V246H42ZM115 247V246H114ZM136 247V246H135ZM143 247V246H142ZM151 247V246H150ZM154 247V246H153ZM166 247H168V246H166ZM165 247V248H166ZM174 247V246H173ZM210 247V246H209ZM235 247V246H234ZM261 247H263V246H261ZM48 248V247H47ZM119 248V247H118ZM124 248H126V247H124ZM131 248V247H130ZM145 248V247H144ZM164 248V247H163ZM164 248V249H165ZM177 248V247H176ZM182 248V247H181ZM200 248V247H199ZM227 248H228V246H227ZM230 248V247H229ZM21 249H22V247H21ZM26 249V248H25ZM111 249V248H110ZM127 249H128V247H127ZM160 249V248H159ZM158 249V250H159ZM162 249V248H161ZM169 249H172V248H169ZM235 249V248H234ZM233 249V250H234ZM238 249V248H237ZM46 250V249H45ZM48 250V249H47ZM58 250V249H57ZM62 250V249H61ZM115 250V249H114ZM135 250V249H134ZM150 250V249H149ZM157 250V251H158ZM194 250V249H193ZM212 250H213V248H212ZM259 250V249H258ZM262 250V249H261ZM130 251V250H129ZM137 251V250H136ZM135 251V252H136ZM144 251V250H143ZM162 251H164V250H162ZM189 251V250H188ZM204 251L206 252V253H209V252H211L209 249H207L206 247H204ZM222 250L220 249V252H221ZM263 251V250H262ZM261 251V252H262ZM52 252V251H51ZM63 252V251H62ZM118 252V251H117ZM132 252V251H131ZM142 252V251H141ZM152 252V251H151ZM154 252V251H153ZM156 252V251H155ZM169 252H170V250H169ZM175 252V251H174ZM54 253V252H53ZM119 253H120V251H119ZM125 253V252H124ZM134 253V252H133ZM149 253V252H148ZM160 254H161V252H159ZM176 253V252H175ZM191 253V252H190ZM260 253V252H259ZM264 253V252H263ZM59 254V253H58ZM61 254V253H60ZM66 254V255H67ZM155 254V253H154ZM158 254V253H157ZM156 254V256H158V255H160V254H158L157 255ZM167 254V253H166ZM165 254V255H166ZM172 254V253H171ZM186 254V253H185ZM192 254H194V253H192ZM212 254H214V253H212ZM229 254H230V252H229ZM241 254H243V253H241ZM240 254V255H241ZM245 254V253H244ZM21 255H23V254H21ZM65 255V256H66ZM124 255V254H123ZM132 255V254H131ZM131 255H129V256H131ZM135 255V254H134ZM142 255H144V254H142ZM150 255V254H149ZM162 255V254H161ZM179 255V254H178ZM240 255H238L239 257H240ZM246 255V254H245ZM53 256H54V254H53ZM52 256V257H53ZM171 256V255H170ZM188 256V255H187ZM195 256H196V253H195ZM218 256H220V255H218ZM242 256H244V255H242ZM242 256L240 257V258H242ZM248 256V255H247ZM262 256V255H261ZM22 257V256H21ZM36 257V256H35ZM123 257V256H122ZM142 257H144V256H142ZM146 257H147V255H146ZM163 257V256H162ZM172 257V256H171ZM175 257H176V255H175ZM189 257H191L192 258V256L191 255H189ZM228 257V256H227ZM262 257H264V256H262ZM45 258V257H44ZM164 258V257H163ZM204 258V257H203ZM218 258V257H217ZM221 258V257H220ZM235 258H237V257H235ZM246 258V257H245ZM257 258V257H256ZM261 258V257H260ZM259 258V259H260ZM22 259H24V258H22ZM42 259V258H41ZM124 259V258H123ZM125 259H127V258H125ZM130 259V258H129ZM135 259H137L136 257H135ZM146 259H148V258H146ZM155 259V258H154ZM165 259H167V258H165ZM223 259L225 260V261H227L229 264H242V263H240V262H237V261H235V259L234 260H230L229 258L228 259H226V258H224L223 257ZM32 260H33V258H32ZM150 260V259H149ZM168 260V259H167ZM181 260H182V258H181ZM194 260V259H193ZM201 260V259H200ZM199 260V261H200ZM241 260H243L244 261V259H241ZM247 260V259H246ZM253 260V259H252ZM30 261V260H29ZM53 261H54V259H52L51 258V260L48 262V263H46V264H53ZM97 261V260H96ZM125 261V260H124ZM123 261V262H124ZM139 261V260H138ZM173 261V260H172ZM185 261V260H184ZM186 261H188V260H186ZM217 261V260H216ZM220 261V260H219ZM223 261V260H222ZM28 262V261H27ZM106 262V261H105ZM168 262V261H167ZM176 262V261H175ZM253 262V261H252ZM41 263V262H40ZM39 263V264H40ZM44 263V262H43ZM42 263V264H43ZM71 263V262H70ZM97 263V262H96ZM127 263V262H126ZM129 263H131L130 261H129ZM133 263V262H132ZM135 263H137V262H135ZM181 263H183V262H181ZM186 263H188V262H186ZM199 263V262H198ZM204 263V262H203ZM223 263V262H222ZM59 264V263H58ZM71 264H73V263H71ZM95 264V263H94ZM125 264V263H124ZM142 264V263H141ZM144 264V263H143ZM152 264V263H151ZM154 264H168V263H166L164 260L162 261L161 259H155L154 260ZM192 264H193V262H192Z\"/></svg>",
  "mask_w": 264,
  "mask_h": 264
},
{
  "label": "water",
  "instance_id": "3",
  "mask_svg": "<svg viewBox=\"0 0 264 264\" xmlns=\"http://www.w3.org/2000/svg\"><path fill=\"white\" fill-rule=\"evenodd\" d=\"M0 14L48 31L81 39L121 38L151 33L215 32L230 29L264 28V20H261L253 22H212L112 29H80L2 5H0Z\"/></svg>",
  "mask_w": 264,
  "mask_h": 264
},
{
  "label": "built area",
  "instance_id": "4",
  "mask_svg": "<svg viewBox=\"0 0 264 264\" xmlns=\"http://www.w3.org/2000/svg\"><path fill=\"white\" fill-rule=\"evenodd\" d=\"M25 35L26 47L32 53L42 52L45 50H58L59 48V42L53 37L32 34ZM118 172V167H114L112 170L113 175H118Z\"/></svg>",
  "mask_w": 264,
  "mask_h": 264
},
{
  "label": "crops",
  "instance_id": "5",
  "mask_svg": "<svg viewBox=\"0 0 264 264\" xmlns=\"http://www.w3.org/2000/svg\"><path fill=\"white\" fill-rule=\"evenodd\" d=\"M14 24H16V23H14ZM15 26H18V25L16 24Z\"/></svg>",
  "mask_w": 264,
  "mask_h": 264
}]
</instances>
